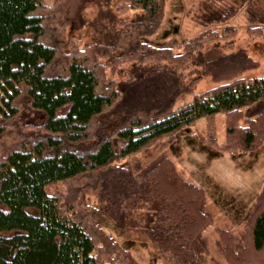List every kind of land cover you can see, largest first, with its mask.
<instances>
[{"label":"trees","instance_id":"1","mask_svg":"<svg viewBox=\"0 0 264 264\" xmlns=\"http://www.w3.org/2000/svg\"><path fill=\"white\" fill-rule=\"evenodd\" d=\"M87 2L99 0H0V264H139L100 223L104 213L125 224L136 212L135 227L173 264H203L213 219L204 188L164 150L148 162L122 160L200 118L202 144L235 154L264 144V73L242 74L257 61L231 42L215 57L204 50L236 34L224 24L244 5L245 30L263 32L264 9L256 0H198L192 14L202 29L175 50L148 40L166 0H116V11L142 16L118 24L111 42L74 45L67 15L81 19ZM205 75L214 85L194 91ZM183 93L193 98L176 106ZM258 100L260 111L246 115ZM57 181L66 189L48 193ZM215 229L230 264L264 251V178L241 229Z\"/></svg>","mask_w":264,"mask_h":264},{"label":"rangeland","instance_id":"2","mask_svg":"<svg viewBox=\"0 0 264 264\" xmlns=\"http://www.w3.org/2000/svg\"><path fill=\"white\" fill-rule=\"evenodd\" d=\"M74 0H72L73 3ZM198 0H166L164 15L157 30L152 33L148 40L153 45L173 47L181 49V42L192 39L193 35L200 32L202 27L193 17V8ZM46 5L53 4L54 0H43ZM116 0H99V2H87L79 11L81 19L68 22L65 25L64 36L71 39L70 42L80 46L91 41L111 42L115 37L118 24L138 19L142 16L139 9H127L116 11ZM245 6V5H244ZM244 6L228 19L224 25H232L236 28V34L225 40H215L204 45L205 54L215 57L229 49L228 42L232 43L233 49L241 48L246 54L252 56L257 63L251 68L242 71V74L263 75L264 73V26L263 32L246 31L247 25ZM258 6V7H257ZM258 11L264 9V0H256ZM71 15V14H70ZM73 16V15H71ZM53 22H46L45 26ZM218 26V25H217ZM223 25H219L220 28ZM48 40V39H47ZM80 40V41H79ZM79 47V46H78ZM232 49V50H233ZM109 75L117 77V72L105 69ZM214 85V80L208 75L202 77L194 86V91H203ZM192 94L183 93L175 100V105L180 106L191 101ZM263 106L262 100L253 102L252 105L243 107L246 115L260 111ZM224 120L222 112L216 114L215 124L217 126L218 140L224 139ZM203 119H198L193 125L185 126L174 135L173 140L166 141L165 138L157 140L148 147L141 149L136 154H130L123 162H132L137 158L148 162L154 155L164 150L176 166L184 172L186 178L200 184L206 193L207 205L211 210L212 222L204 233L209 239L208 253L203 264H230L229 261L217 250L215 237L216 227L230 228L235 231L241 229L244 219L255 200L257 190L260 188L264 178V144L254 151L239 154L228 153L219 150L212 145L202 144L194 132L202 131ZM66 185L64 182H51L46 186L47 192L60 194ZM86 198L93 205H101L96 198L87 195ZM137 213L131 217L138 220ZM129 216L125 224H119L107 214H103L100 223L104 230L114 237L119 243L130 250L139 264H173L167 255L157 251L153 243L140 230V224H136ZM125 225V226H124ZM245 254V253H244ZM250 264H264V251L247 252L244 256ZM176 264V263H174Z\"/></svg>","mask_w":264,"mask_h":264},{"label":"crops","instance_id":"3","mask_svg":"<svg viewBox=\"0 0 264 264\" xmlns=\"http://www.w3.org/2000/svg\"><path fill=\"white\" fill-rule=\"evenodd\" d=\"M250 115H253V114H250Z\"/></svg>","mask_w":264,"mask_h":264}]
</instances>
